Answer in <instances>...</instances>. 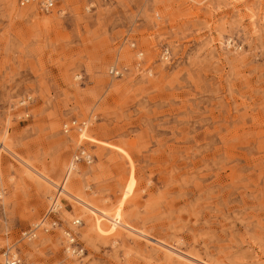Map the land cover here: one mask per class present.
Wrapping results in <instances>:
<instances>
[{
	"label": "rangeland",
	"instance_id": "rangeland-1",
	"mask_svg": "<svg viewBox=\"0 0 264 264\" xmlns=\"http://www.w3.org/2000/svg\"><path fill=\"white\" fill-rule=\"evenodd\" d=\"M79 146L92 162L72 167ZM54 197L56 226L23 240ZM4 249L264 264V0H0V264Z\"/></svg>",
	"mask_w": 264,
	"mask_h": 264
},
{
	"label": "bare ground",
	"instance_id": "bare-ground-1",
	"mask_svg": "<svg viewBox=\"0 0 264 264\" xmlns=\"http://www.w3.org/2000/svg\"><path fill=\"white\" fill-rule=\"evenodd\" d=\"M36 3V5H37V7H38V10L39 11H42L41 10V8L39 7L40 5H44V4H47V5H49V4H51V11H52V9H53V6H54V3H55V0H29L28 2H27V4H30V3ZM40 4V5H39ZM23 5H25V4H23ZM50 11V12H51ZM42 13H44V14H48V13H45V12H43L42 11ZM112 71H116V73L117 74H115V75H118L119 74V71L118 70H115V69H113ZM76 124V122L75 121H72V122H70V123H68V124H63L62 125V128H63V133L64 134H69V133H71L72 131H74V132H77V133H83L84 132V130H85V123H80V124H77L76 126H74ZM86 148L85 147H83V146H79L78 148H77V150L75 151V153L73 154V156H72V159H71V162H70V164H72V167H74V165H77L78 164V162H76V157H78L77 156V152L79 151V153L80 154H82L83 156H85V158H88V164L90 165L91 164V156H90V154L89 153H87L86 152V150H85ZM87 164V165H88ZM53 202L55 203V207L57 206V202H55L56 200H57V197H54L53 198ZM80 224H81V222H80V220L79 219H76V220H74L73 222H72V226L74 227V228H76V227H78V226H80ZM56 226V225H55ZM54 226V227H55ZM48 228H50V225L49 224H47V225H44V224H42V223H40V222H36V223H33L32 224V227L29 229V230H27V231H29V232H32L31 234L33 235H31L29 238L26 236V234H28V233H24V232H27V231H24V232H21V234H20V236H21V238L23 239V240H26L27 242H30V241H33V240H35L36 238H37V235L39 234V233H47L48 232ZM34 232V233H33ZM22 233H24V236L26 237V239L23 237V235H22ZM70 233L71 234H73L75 237H76V234L74 233V230L73 229H70V230H64V232H63V239H64V248H63V250H64V253L67 255V256H69V257H71V258H75V259H80V257H82L83 255H84V250H83V254H81V255H75V248L74 247H71V246H69V240H70V238H71V236H70ZM82 247V246H81ZM6 252H8L7 254H9V255H14V257H18V258H21L17 253H15V252H13V251H11V250H9V249H4L3 250V252H2V254H1V257H2V264H3V262H4V260H5V256L7 255H5L4 256V254L6 253ZM22 259V258H21ZM24 260V259H23ZM25 261V260H24ZM27 262V261H26ZM27 263H29V262H27ZM30 264V263H29Z\"/></svg>",
	"mask_w": 264,
	"mask_h": 264
},
{
	"label": "built area",
	"instance_id": "built-area-1",
	"mask_svg": "<svg viewBox=\"0 0 264 264\" xmlns=\"http://www.w3.org/2000/svg\"><path fill=\"white\" fill-rule=\"evenodd\" d=\"M29 0H20V3L21 4H27ZM40 5V4H39ZM41 8V10L45 13H50L51 11V4L47 5V4H44V5H40L39 6ZM110 74L111 75H114V74H117L116 71H112L110 70ZM114 76H120V74L118 75H114ZM77 156L76 157V162L80 163V162H84V163H87L88 162V158H85V156H83L82 154L79 153V151L77 152ZM54 207H55V203H53L52 205H49L47 210H46V217H47V221H48V224L50 225V228H54V226L58 223V220L56 219V212H54ZM24 233H28L26 234V236L29 238L32 234V232H24ZM24 233H22L23 237L26 239V237L24 236ZM34 233V232H33ZM33 236V235H32ZM31 236V237H32ZM70 240H69V246L71 247H74L75 248V255H81L83 254V248L81 247V245L76 241V237L70 233ZM8 252H6L4 254V256L7 254ZM3 264H29L27 263L26 261H24L23 259L21 258H16L14 257V255H9L7 254L5 256V260L3 262Z\"/></svg>",
	"mask_w": 264,
	"mask_h": 264
}]
</instances>
